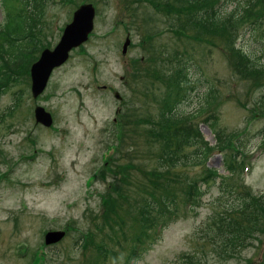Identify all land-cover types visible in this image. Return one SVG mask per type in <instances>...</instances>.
I'll return each instance as SVG.
<instances>
[{
    "label": "rangeland",
    "instance_id": "rangeland-1",
    "mask_svg": "<svg viewBox=\"0 0 264 264\" xmlns=\"http://www.w3.org/2000/svg\"><path fill=\"white\" fill-rule=\"evenodd\" d=\"M222 1L227 3L219 4L221 13L248 2ZM89 2L96 13L88 40L70 52L44 92L33 97L32 63L45 48H55L74 12ZM215 2L209 0L211 6ZM182 7L181 0L45 1L33 25L35 54L0 94V264H126L133 237L145 232L132 205L144 198L146 185L161 183V173L168 171L175 179L177 216L156 219H164V227L156 229L160 237L153 236L152 245L132 264H264L262 221L254 219L249 240L234 252H223L216 233L220 215H232L227 208L242 196L264 195V105L259 103L264 68L240 72L235 62L243 50L255 59L263 54L264 6L240 29L227 25L218 34L192 24L199 4ZM257 23L260 28L253 32L251 25ZM5 30L0 25V43ZM127 38L131 43L123 53ZM182 62L189 63L192 81L177 111L196 114L193 121L211 150L207 162L184 159L171 170L161 169L164 145L155 137L165 130L154 124L166 101L164 81ZM37 105L51 112L52 126L36 122ZM210 115L217 117L216 130ZM234 155L247 160L239 167L242 172L202 185L204 196L187 204L188 183L206 167L224 176V158ZM125 182L131 185L121 186ZM111 203L122 209V230L113 232ZM244 217L240 222L248 225ZM56 230L65 235L47 244L46 234Z\"/></svg>",
    "mask_w": 264,
    "mask_h": 264
},
{
    "label": "trees",
    "instance_id": "trees-1",
    "mask_svg": "<svg viewBox=\"0 0 264 264\" xmlns=\"http://www.w3.org/2000/svg\"><path fill=\"white\" fill-rule=\"evenodd\" d=\"M0 1L2 2L1 8L4 9L0 25H4L6 28L4 31L6 34L0 43L1 94L11 85V81L16 77L17 72L21 69L27 70L28 67L26 66L29 64L30 58L35 54L33 51L37 43V38L33 32V25L41 16L46 0ZM181 1L184 3L182 9L185 8L186 4H193L194 8L199 4L200 8L192 11V24H200L214 34L222 33L227 25L235 29H240L241 26L246 25L249 22L246 21L249 17L251 18L258 15L256 17L258 18V9L264 6V0H248V2L238 4L239 6L236 5L231 10H223L221 13L219 0H216L212 6L209 4V0ZM225 3H227V1H224L223 4ZM260 21L261 19L259 22ZM260 24L261 23L251 25L254 29L253 32L259 30ZM233 39L234 36L232 40ZM234 47L239 48L236 46L235 41ZM262 53L263 54L257 56L256 59L253 57V54L247 50L238 53L235 60V62L238 63V70L240 72L248 73L252 71H260L264 68V61H260V59L264 60V48ZM188 65L189 63L182 62L179 67L171 69L168 78L164 81L168 86L166 101L165 105H163L160 110L158 122L154 124L157 128L165 130V133H161L155 137H158L164 145V150L158 157V163L161 169L171 170L183 162L184 159H188L189 161L193 160L192 163L198 164L207 162L209 158L211 145L207 140H204L199 125L195 124L193 121L196 114H179L177 111L180 102L186 97V94H188L192 81V74L189 72ZM18 100L19 98H16L14 106L19 102ZM259 103L264 105V94ZM210 104H212V101L208 102V105ZM204 109L205 108H202L201 111ZM209 118H213L211 126L216 130V124L218 122L217 117L215 115H210ZM260 134L264 135V129L260 131ZM193 146L197 147L190 152H185L187 147ZM237 153H242V151H237ZM243 158L244 157L241 155H234L232 157L226 156L224 158V164L227 169V174L224 176L218 172L217 168L206 167V171L202 173L201 177L189 182L187 186L188 189L184 190L186 193V197L184 198L186 203L189 202L190 199L198 202V200L202 198L205 194L204 190L201 188L202 185L210 184L218 178L225 181L227 180L226 177L229 174L236 172L237 169L238 172H242V168L239 167L242 166L243 162H247V160L245 161ZM106 163L107 162H105V165ZM169 173L171 172L168 171L165 174L161 173V183L155 182L154 184L146 185L147 193L144 198L140 199L138 203L132 205V208L134 207L133 212H137V216L140 217V220L135 219L136 223H138L140 228H145V232L137 237H133V245H131V247L130 245L128 246L130 252L127 256L126 264H131L133 260L141 256L142 253L152 245V239L154 237L155 239L160 237L156 234V229L159 226H163L164 219H169L172 215L176 214V212H173V206L176 203V198L173 193L175 179L169 177ZM128 185L131 184L128 182L121 184V186ZM110 186H113V184H110ZM151 188L154 189L152 190L153 192L150 191ZM119 192L121 191L119 190ZM157 192L160 193L158 194ZM111 204H113L110 208L111 215H113L117 225L113 229V232L119 228L122 230V228L126 226L125 217L121 214L122 209L114 203ZM113 209H116V211L114 212ZM227 210L232 212V215H220L219 220L216 221V233L217 238L219 239L218 245H221L224 253L234 252L238 246L245 244V242L249 240V228L251 223H253L254 226V223L257 222L254 220L255 218L264 223V195L249 194L242 196V201L239 204L231 206L227 208ZM244 216L247 217L246 220L248 225L240 222V217L245 219ZM158 217L164 219L156 222ZM109 221H111V218H109ZM238 222L243 226L242 228H240ZM83 239L84 237H82V240ZM123 249H127V246H123ZM99 250L102 252L104 251L101 247H99ZM106 252H108V249H106ZM94 264L101 263L95 262Z\"/></svg>",
    "mask_w": 264,
    "mask_h": 264
},
{
    "label": "water",
    "instance_id": "water-1",
    "mask_svg": "<svg viewBox=\"0 0 264 264\" xmlns=\"http://www.w3.org/2000/svg\"><path fill=\"white\" fill-rule=\"evenodd\" d=\"M95 13V7L92 3L80 5L74 12L72 21L66 25L63 35L55 48H45L41 52L39 59L32 63L30 74L33 97L36 98L44 92L54 69L60 67L68 60L71 50L88 40L90 33L94 29ZM130 43V38H127L123 45V53L127 52ZM115 95L117 98H121L119 92H116ZM35 118L36 122L47 127L52 126L54 121L51 112L41 105L35 107ZM64 235V231H49L45 236V242L47 244L58 242Z\"/></svg>",
    "mask_w": 264,
    "mask_h": 264
}]
</instances>
